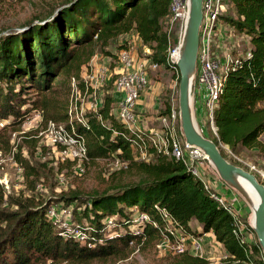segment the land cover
I'll return each instance as SVG.
<instances>
[{
	"label": "trees",
	"instance_id": "obj_1",
	"mask_svg": "<svg viewBox=\"0 0 264 264\" xmlns=\"http://www.w3.org/2000/svg\"><path fill=\"white\" fill-rule=\"evenodd\" d=\"M27 1L30 0H0V122L7 120L0 127V149L11 148L10 131L20 126L31 110H39V125L45 126L48 120L72 125L76 135L84 138L88 157L85 163L114 159L115 155L125 168L112 172L103 188L84 193L75 187L62 192L57 199L30 196L12 201L17 205L14 210L4 206L6 199L0 188V264H91L123 259L142 238L141 242L151 241L167 234L163 230L164 215L184 235L212 232L233 264L250 261L252 253L261 251L257 240L242 238L233 212L211 197L202 181L181 160L160 153H152L149 161L135 159L136 133L115 117L109 93L103 94L96 111L84 113L85 124L69 118L73 82L84 90L81 72L89 68L96 53L111 56L114 63L121 47L111 52L108 46L128 32L134 31L141 46L148 48V74L163 66L173 74L177 72L179 79L176 65L167 60L170 32L163 29V22L172 20L171 0H33L38 6L31 14L18 23L11 20L18 11L16 5ZM227 2L233 15L224 20L248 37L250 47L226 70L213 110L216 133L211 138L204 135L218 145L224 158L246 167L225 155L220 145H226L234 154L255 149V159L264 157V140L260 138L264 133V0H224V10ZM57 7L60 8L53 14ZM33 21L39 22L31 25ZM173 22L176 33L178 22ZM16 24L28 27L20 32L2 33ZM153 74L152 79L164 76ZM164 85L149 127H158L159 118L171 109L177 112L170 97L162 93ZM195 113L201 123V111L195 109ZM33 131L36 130L23 132L29 137L16 143L14 152L24 174L30 173L32 184L38 174L32 172L34 167L22 155V148L29 156L35 150L52 153L51 147L39 144L38 131L30 136ZM54 160L60 171L64 167L75 175L84 171L74 169L72 161L61 162L55 156ZM123 171L136 178L122 182ZM57 176L63 177V172ZM59 203L70 208L63 226L53 220L55 215L47 214L51 206L57 211ZM134 211L146 214L148 220L139 222ZM245 223L247 233L254 236ZM74 230L80 231L82 239ZM258 263L264 264L263 257ZM166 264L219 263H210L205 257L184 250Z\"/></svg>",
	"mask_w": 264,
	"mask_h": 264
},
{
	"label": "built area",
	"instance_id": "obj_2",
	"mask_svg": "<svg viewBox=\"0 0 264 264\" xmlns=\"http://www.w3.org/2000/svg\"><path fill=\"white\" fill-rule=\"evenodd\" d=\"M224 10V0H202V19L199 28V43L196 56V68L194 79V100L198 99L197 110L203 113L207 122L211 124L212 130L216 133V127L213 123V110L216 106L218 96L221 92L224 74L230 63L235 60L219 55L215 50V34L220 32L221 19L220 13ZM170 12L173 21L178 22V30L172 38L168 39V62L175 64L179 52V32L181 22L185 12V0H171ZM145 53L148 56V48H145ZM98 57L96 54L89 61V68L86 73L81 76L84 82V90L81 91L73 82V87L70 95L68 114L70 120L85 124L86 117L81 103V99L87 95H95V88L106 83L108 76L114 88L122 93L120 100L116 105L115 117L123 122L129 130L136 133V147L140 152L148 151L150 153H160L165 156H172L179 159L191 171V173L200 179L213 197L220 205L226 206L235 215L236 223L239 226V232L242 233L244 240L249 239L245 234L243 218L238 213L233 211L232 203H228L227 199L214 189L210 188L203 180V166L212 168L206 155L196 146H188L184 143L177 128V112L171 109L170 113L159 118L160 125L158 127H143L138 126L137 115L133 110V105L139 98L141 91L146 87L148 82V64L150 60L145 58L133 59L128 49L120 48L116 52V62L119 64L117 71L95 67V62ZM102 102L100 99L94 103H90L88 110L96 111ZM194 102V111H195ZM196 117V113H195ZM39 144H44L51 147V151L55 158L61 162H74V169L82 172L85 168L87 160V147L82 136L76 135L73 126L67 127L64 123L48 120L45 126H39L37 132ZM147 152V153H148ZM114 155V154H113ZM113 162L115 166H121L122 162L118 157H115ZM249 171L255 174L257 179L264 185V168L256 165H250ZM253 170V171H252ZM62 182V176H58ZM55 208L51 206L47 214L49 217L55 215ZM136 219L139 222L147 221L148 216L144 213H136ZM165 216L166 223L163 230L166 231L165 239L174 238L176 241L177 251H184V243L191 239L192 245L195 248H201L203 238L200 236L184 237V234L172 226L168 216ZM111 218L107 219L110 224ZM246 224V223H245ZM249 225V224H248ZM76 236L82 239L80 231L74 230ZM191 236V235H190ZM224 258L227 255L222 254ZM241 264H254L252 261H242Z\"/></svg>",
	"mask_w": 264,
	"mask_h": 264
},
{
	"label": "rangeland",
	"instance_id": "obj_3",
	"mask_svg": "<svg viewBox=\"0 0 264 264\" xmlns=\"http://www.w3.org/2000/svg\"><path fill=\"white\" fill-rule=\"evenodd\" d=\"M226 8L223 11V18H221V28L220 32L215 34V50L219 55L225 56L231 59H236L242 55H245L249 50L250 44L248 41V37L239 33L231 24H229L226 20H224L225 16L233 15V10L230 4L227 2ZM38 5L33 2V0L24 2L23 4L16 5L18 11L16 12V17H10L11 20L18 23L22 18H25ZM1 23V21H0ZM229 24V25H228ZM1 27V25H0ZM175 23L169 18L167 22H163V29L170 32L169 37L172 38L175 36ZM162 71V72H161ZM155 73V74H153ZM154 76H157L160 73H164V76L160 74L159 78L164 80L165 83L163 88V94L170 97L172 101V105L174 108H177L178 112V80L176 78L177 72L173 74V71L170 69H165L163 66L157 68L156 72H153ZM152 74H148L150 77ZM166 80V81H165ZM112 81H110L111 83ZM105 85V84H104ZM100 87V86H98ZM97 89V87L95 88ZM146 90V89H145ZM97 100H103V95L95 94L92 96L85 95L81 99V103L84 109V113L88 111V106L90 103H94ZM159 98V97H158ZM102 103V102H100ZM178 114V113H177ZM138 121V120H137ZM0 122V127L2 123ZM42 122V114L39 110H31L26 119L22 122V124L18 127L15 126L14 130L10 131V145L11 148L0 149V188L4 192L5 203L4 206L10 208V210H14L17 208V205L13 203L14 200H22L24 198L33 196L36 198H53L57 199L59 195L66 191L73 189L75 187H80V189L87 193L95 188H103L107 178L109 175L116 171L119 167L125 168V164L122 163L121 166H115L113 159L103 158L95 161L88 160L85 163V169L81 175H75L74 172L69 167H64L62 170H59V166L55 164L54 156L51 152H44L35 150L32 156H29L26 148H22V155L29 159L30 164L33 165V173L37 177L35 178L36 183H30L31 175L24 174L25 171L23 167L16 162L14 152H15V144L18 143L22 138H28L29 135H23L24 131H28L29 129H33L38 131L39 123ZM142 121L139 119V123ZM203 124L199 123L196 119L197 128L208 137L213 136V131L208 125L207 120H202ZM176 123L179 124V118L177 116ZM155 124H157V117L155 120ZM155 126V125H154ZM36 131H33V134L30 136H35ZM264 140V139H262ZM223 153L227 155L229 158H232V153L228 152L222 145H220ZM148 151L140 152L139 148L135 146L133 148V155L137 160L149 161L154 154ZM237 155H240L243 159L253 160L257 162L255 159L256 154L253 151L240 152ZM248 160V161H249ZM239 163H242L236 160ZM249 170V167H244ZM251 170V169H250ZM253 171V170H252ZM31 172V171H30ZM63 172L62 183H59L57 173ZM121 176L122 182L130 181L136 178V176L129 172L123 171ZM58 209L55 212V217L53 220L56 221L60 226L65 225L64 219L70 212L69 207H64L61 203L58 204ZM135 212V211H134ZM137 213V212H135ZM137 215H135V218ZM247 219V220H245ZM243 219L248 225V218ZM196 225L194 222L192 226ZM248 238L251 240H255L256 236L251 233H247ZM250 234V235H249ZM252 236V237H250ZM184 237H192L190 235H184ZM193 238V237H192ZM143 241V238L142 240ZM140 241V242H141ZM137 243L135 249L131 251V253L123 259H110L106 262H93L91 264H166L172 256L179 254L181 251H177L176 241L174 238H170L169 240L165 239V234L161 236V238H157L151 241H144L141 243ZM205 242L203 240L201 248H195L192 245L191 239L187 240L184 243V250L189 251L193 255L207 257L210 263H219V264H233L232 261L224 258L222 254L223 249L220 245L214 247H210L211 244H207L208 246H204ZM208 248V250H207ZM226 255V253H225ZM263 257L262 251L251 254V260L254 264H259V259ZM48 263V262H47ZM65 264V263H61ZM235 264H241L240 262H235Z\"/></svg>",
	"mask_w": 264,
	"mask_h": 264
},
{
	"label": "water",
	"instance_id": "obj_4",
	"mask_svg": "<svg viewBox=\"0 0 264 264\" xmlns=\"http://www.w3.org/2000/svg\"><path fill=\"white\" fill-rule=\"evenodd\" d=\"M60 7L55 8L53 14ZM202 19V0H185V12L179 32V52L175 65L178 70L179 131L184 143L200 148L219 178L232 188L250 209L248 224L252 228L264 260V185L251 171L223 157L218 145L206 137L196 125L193 94L199 28ZM39 21H33L35 24ZM28 25L16 24L2 31L20 32ZM244 182L248 184L249 191Z\"/></svg>",
	"mask_w": 264,
	"mask_h": 264
},
{
	"label": "crops",
	"instance_id": "obj_5",
	"mask_svg": "<svg viewBox=\"0 0 264 264\" xmlns=\"http://www.w3.org/2000/svg\"><path fill=\"white\" fill-rule=\"evenodd\" d=\"M108 47L111 52H114L118 47H122L128 49L133 59L135 58L136 60L137 59L141 60L142 58H145L146 60H150V58L147 56V53H145L147 52L145 51L146 46L144 47L141 46L138 37L134 31L128 32L114 39L113 41H111ZM96 55L98 59L95 62V67H99L103 69L107 68L112 70L113 72L118 70L119 64L116 62V60L114 63H111V56H104L101 53H96ZM87 70L88 68H83L81 72V76H83ZM110 81H111L110 78L107 76L105 85L97 87V89H95V94L97 93L103 95L104 93H109L111 95L112 103L114 104L113 111L115 112L116 105L120 100L122 93L117 91L114 88V86L110 83ZM163 85L164 84L161 79L158 78L152 79L148 75V82L146 84V87L141 91L139 98L136 100L135 104L133 105V110L137 115L138 121L136 122V124L138 126L149 127L150 123H152L153 119L155 118L153 111L158 106V93L160 92ZM194 102H195V108L197 109L198 99L196 98L194 100V94H193V103ZM262 105L264 106V102H262ZM199 115L198 117L201 120V124H203L204 122H202V120L203 121L206 120V117L203 113H199ZM139 119L142 121L141 123H139ZM208 125L212 130L211 124L209 122ZM213 134L215 133L213 132ZM260 138L264 139V133L260 136ZM222 146L226 150H228V147L226 145H222ZM251 151H255V149H252ZM230 153L232 152L230 151ZM232 159L242 162L241 164H243L246 167H249L250 165H256L258 167L264 168V157L256 158L257 162H254L253 160H249V159L245 160L240 155L232 153ZM203 175H204L203 180L205 181V183L208 184L210 188L222 194L227 199L228 203H232L234 212L238 213L239 216L243 219H245L246 217L249 219L250 209L247 206V204L232 188H230L226 183H224L219 178V176L217 175L216 171L213 168H210L208 166H203ZM193 227H196L197 230L199 229V226L197 224L194 225ZM201 237L205 242L204 246L205 245L208 246L207 244H211L210 247H214V245L221 246L220 243H217L214 240V236L212 232H206L202 234Z\"/></svg>",
	"mask_w": 264,
	"mask_h": 264
},
{
	"label": "bare ground",
	"instance_id": "obj_6",
	"mask_svg": "<svg viewBox=\"0 0 264 264\" xmlns=\"http://www.w3.org/2000/svg\"><path fill=\"white\" fill-rule=\"evenodd\" d=\"M244 185L246 186V187H248V184L246 183V182H244ZM249 191H251L250 190V188L248 187L247 188ZM252 192V191H251ZM253 193V192H252ZM253 196H254V198H255V200L257 201V197H256V195L253 193Z\"/></svg>",
	"mask_w": 264,
	"mask_h": 264
}]
</instances>
